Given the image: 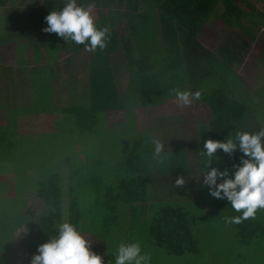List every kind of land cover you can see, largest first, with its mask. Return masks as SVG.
<instances>
[{"label": "rangeland", "instance_id": "obj_1", "mask_svg": "<svg viewBox=\"0 0 264 264\" xmlns=\"http://www.w3.org/2000/svg\"><path fill=\"white\" fill-rule=\"evenodd\" d=\"M76 3L80 5V1ZM91 3L94 5L93 9H105L109 5V0H91ZM11 4L25 8L26 3L24 4L22 0H12ZM254 4L264 13V4L259 2ZM51 5L62 8L65 4H60L58 0L48 1V12ZM146 10L149 12H146L145 16H151L152 24L143 31L145 39L141 49L148 51L152 61H157L158 54L154 47L157 42L155 39L157 28L158 30L160 28L157 23L158 14L153 9V11ZM138 20L144 21L142 18ZM143 25L141 23V26ZM241 25L247 32L256 33L257 39L243 55L242 65L238 69L239 77L233 70L224 72L225 77L210 75L202 87L206 93L203 98L185 108L176 106L177 110L179 109L177 112L172 109L173 105L144 108L145 115L141 130L137 128L135 115L131 114L133 110L131 106L141 102L174 103L173 89L163 96L159 92H153V96L143 97L135 91L139 85L137 79L131 94L132 100L124 103L123 107H126V111L122 113L123 115H116L115 109L102 112L98 108L89 106L87 108L85 105L82 106L81 113L71 115L65 123L62 119L66 114L56 110L57 107H53L51 100L47 104L48 129L41 131L42 140L46 141L47 145L39 151H31L40 134L38 125H20L19 132L22 137L19 147L10 145L16 143L14 136L5 137L4 131L7 127L0 128L3 137L0 139V155L6 160L0 163L4 166L0 171V183L4 187L0 194V252H9L13 245L12 233L19 224L17 221L14 222L18 208L25 206L20 223L26 231L29 230L32 218L38 219L40 225L44 224L43 217L54 206L37 197L36 189L41 182L47 183L50 177L56 174L60 178L62 189V192L58 193L61 196L64 222H68L72 201L77 199L83 218L77 230L82 235L89 233L94 235V238L88 240L96 239L100 244H105L103 250L107 253L104 259L106 262L114 260L113 254L119 244L126 243L127 234V243L139 242L142 250L150 255L149 264H264V236L256 238L250 245L240 244L237 235L238 223H225V218L240 216L241 213L236 212L226 199L211 196L202 181L205 158L201 152L203 142L210 138L201 134L203 128L201 124L210 122L225 128L235 124L232 119L209 120L213 112V101L208 100V95L222 97L234 94L243 103L246 112L257 116L264 125V20L255 19L249 13L243 16ZM229 31L230 29L224 26L215 13L201 31L199 40L203 45L214 50L226 38ZM11 33L12 28L5 21H0L2 44L0 55L7 52L8 48L15 47L13 39L6 40ZM16 33L17 31L13 35ZM138 41L140 43V36ZM49 42L50 45L54 43L50 39ZM135 54L138 56L137 51ZM1 58L0 62H2ZM75 73L74 68L70 69L68 77L70 96L75 95L76 92ZM187 74L186 70L180 71L177 76L179 82L177 85L180 87L174 89L191 90L188 80L186 81ZM106 82L110 86L108 79ZM128 82L129 78L124 73L121 83L126 86ZM169 83L170 79L166 84ZM61 86L65 88L64 84ZM84 93L82 90L81 95ZM87 95L85 100L81 99L83 104L90 102V95ZM106 102L114 104L118 100L112 98L107 99ZM65 103L63 105L66 106ZM0 105H6L3 99H0ZM151 109L154 112L159 109V113L153 114ZM200 110H203L201 117L196 114ZM113 118H117V121H112ZM182 124L193 126L184 129L180 127ZM238 131L242 129L236 126L219 141L223 142L229 137L234 139ZM154 139L164 145L159 156L154 155ZM29 153L37 155L38 158H34L36 161H15L12 156V154L18 156ZM229 155L217 150L208 165V170L214 167L219 171L227 170L230 174L234 173V165L239 164L232 162ZM180 176L184 177L185 184L176 186L175 180ZM135 178L147 179L148 182L144 197L149 204H152V208L147 216L137 215L133 203L129 205L122 198V192L125 199L129 198L128 189L124 190L122 183L124 180L132 181ZM12 188L14 193L10 192ZM49 193H57V191L53 188ZM170 204L182 205L189 213L192 232L198 241V253L173 255L152 243L148 233L152 214ZM30 205L37 207L33 217L26 212L27 206ZM13 207H15L14 211ZM253 219L259 220L264 225V210L257 209ZM0 264H8V259L0 257Z\"/></svg>", "mask_w": 264, "mask_h": 264}, {"label": "trees", "instance_id": "obj_2", "mask_svg": "<svg viewBox=\"0 0 264 264\" xmlns=\"http://www.w3.org/2000/svg\"><path fill=\"white\" fill-rule=\"evenodd\" d=\"M113 1L109 5H112ZM11 2L12 0H0V13L3 12V21L12 28V33L6 37V39L9 37V40L15 39V36L18 35L16 33L13 36V24L9 21L12 17H9V15L15 10L20 11L19 7L13 6ZM58 2L65 4L66 0H58ZM144 2L145 10H154L158 13L157 23L160 26L158 30L160 37L156 35V38L159 37L162 44V49L157 52L158 60L152 61L151 55L148 54H144L145 57H139V55L135 54V46L139 44V36H144L143 31L148 29L146 27L152 24L150 21L151 16L142 15L140 18L143 17L144 25H140L138 30L133 33V36L129 37L125 33H120L119 29H117L119 21H123L118 15L116 18L117 23H113L108 29L105 47L91 51L92 54L102 51V54L97 53L92 56L93 65L90 67L92 70L89 84L85 85V87L81 85V89L85 93L80 94L78 104L71 106L65 102H56L57 108L53 105L56 110H61L66 114L64 116V123L66 120H69L71 115L81 113L82 106L85 105L87 108L88 106L98 108L102 112L123 107L125 101L130 102L132 100L131 94L134 90L135 77H140L143 80V83H139L135 90L137 94H141L143 97L145 95L153 96L154 89H157L160 95H164L167 94L164 89L170 91L176 87H180L177 85L179 84L177 76L180 74V71L186 70L188 71L187 80L191 90L193 92L200 91V98H203L206 93H204L202 87L210 75L225 77L224 72L233 70L235 75L239 77L238 66L243 61V55L246 54V50L257 39L256 33L247 32L241 25L243 16L250 13L253 18H258L260 21L264 20L263 11L254 4V2L264 4V0H144ZM141 4V0H121L120 3L127 10V16L129 17L127 19L131 24V29L134 31L138 19L134 16L131 17V14L139 11ZM81 5L86 6L83 2H81ZM52 7L53 5L49 9L54 11L55 8ZM46 10L47 7L34 5L28 11L34 16L35 20L40 16V13L44 14ZM103 10L105 9L97 8L92 10L98 28H104L101 23L102 18L100 20V16L102 15L100 12H104ZM146 12L149 11L146 10L145 14ZM18 13L16 12V15ZM215 13L218 14V18L230 31L222 43L211 51L201 44L198 37L204 25ZM1 18L2 16H0ZM41 20L42 18H40V22ZM50 34L53 35L54 33ZM73 47L81 49L85 46L73 42ZM120 49H124L127 52L133 64L130 66V73L132 74L130 88H128L124 98L123 95H120V87L114 78L113 67L110 61V54ZM105 50L106 52L103 54ZM133 54H135V58ZM107 79L110 81V86L106 82ZM168 79H170V83L166 84ZM139 86L142 88L141 91L139 90ZM82 90L80 91L82 92ZM87 94L90 95V102L83 104L81 99L85 100L88 96ZM208 96L214 99L215 115L217 117L234 118L235 126H231L230 129L218 127L213 130L205 129L203 136L219 141L225 138L228 132L236 126L241 127L242 131L250 133L259 131L264 127L257 116L246 112L245 106L234 94L222 97ZM10 98L12 100L14 97L11 96ZM112 98L117 99L118 102L114 104L106 102L107 99ZM46 100L48 104L52 99L49 97ZM64 103L66 106L63 105ZM135 104H145V102ZM241 157L242 153L238 149L229 155L232 162H237L238 164H241ZM147 186V179L135 178L132 181L124 180L122 188L124 190L128 189L127 194L129 198L125 199L123 197L124 192H122L123 200L129 205L138 202L148 203L149 201H146L144 197L148 189ZM53 188L56 189L57 193H49ZM36 191L40 198L50 202L54 206L53 211L43 218L42 232L48 241L57 235V227L63 221L61 196L58 193L62 192L59 176L54 174L47 183L41 182ZM75 201H72L70 207L69 223L78 229L82 224L83 218L78 200L76 199ZM238 225L237 235L242 245H250L256 238L264 236V225L259 220L253 219V217L241 220ZM148 233L153 244L164 248L170 254L182 256L199 252L198 241L192 232L189 213L180 205H165L160 210L154 212L148 224Z\"/></svg>", "mask_w": 264, "mask_h": 264}, {"label": "crops", "instance_id": "obj_3", "mask_svg": "<svg viewBox=\"0 0 264 264\" xmlns=\"http://www.w3.org/2000/svg\"><path fill=\"white\" fill-rule=\"evenodd\" d=\"M22 1L24 4L26 3L25 8H20L18 6L20 11L17 10L15 11L19 13L16 15V12L14 11L9 15V17H12V19L9 21L13 24V34L16 31L18 34L17 37L13 39L15 41V47L8 48L7 52L2 53V55H0V57H2L1 58L2 62H0V99H3L4 103H6L5 106L0 105V128L7 127V130L4 131L5 137L9 135L14 136L16 138V143H10V145L11 146L16 145V147H19V142L21 141V137H22V135L19 132L20 125L21 124L38 125L37 129L40 130V134L38 139L35 141V143L32 146V148H34L32 151L34 150L39 151L43 146L47 145L46 141L42 140V133H41L43 129H48L47 127L48 111H47L46 98L48 99L49 97H51L53 101V105H55L56 102L57 103L67 102V104L71 106L78 104L81 94L80 92L82 87L81 85L85 87V85L89 84L91 70H92L90 67L93 65L92 56L97 53L102 54V51H98L97 53L95 52L94 54H92L91 51L87 50L85 47L81 49L74 48L73 42L71 40L65 41L62 37H59L56 33L51 35L50 33L48 34L47 32L43 31V29L47 27L44 18L49 12L52 11V9H49L48 12V0H22ZM76 1L78 3L80 1V5L81 2H83L84 5H86L85 7H87V5L91 3V0H76ZM111 1L112 0H109V4ZM120 3L121 0H114L112 5H108V7L105 8V10H103L104 12H100L102 13V15L100 16V20L102 18L101 20L102 27H107L109 29V27L113 23H117L116 18L119 15L120 16L119 18H122L123 21H119V26L117 27V29H119L120 33H125L126 36L131 37L133 36V33L138 30V27L141 25V23L143 24L144 21L140 22L138 20L135 26V31L132 30L131 24L127 19L129 18L127 16V10L124 9V5H120ZM141 3L142 4L140 10L133 12L131 14L132 15L131 17L134 16L135 18L139 19L142 15H145L146 10L144 9L145 7L144 0L143 1L141 0ZM34 5L47 7V10L44 11V14L40 13L39 17L42 18L41 22L39 17L34 20V16L28 11L29 8ZM60 9L61 7L55 8L54 11H59ZM0 16H2L0 21L4 20L3 12L0 13ZM205 25H207V23ZM204 27L202 30H204ZM157 36L160 37V34L158 32H157ZM159 37L158 38L155 37L157 42L155 43L154 48L157 52L158 50L162 49V44L161 41L159 40ZM49 39L54 42L52 45H50ZM140 39H141L140 43L135 46L138 55L140 57L144 56V54L150 55L147 50L141 49V45H144L143 44L144 36L141 35ZM198 39L200 38L198 37ZM6 40L8 41L9 37ZM1 46L2 44L0 43V48ZM206 48L212 51V49L208 47ZM105 52L106 50L104 51L103 54H105ZM6 57H10V58L7 59ZM110 61L113 67L114 78L116 79V82L120 87L119 90L120 95L124 96L125 93L128 91V88H130V83L132 79V74L130 73V66L133 65L131 62L132 60L130 59L129 55H127V52L124 51V49H120L115 53L110 54ZM241 65L242 63L238 66V69ZM73 68L76 70L75 73L76 84H74L75 85L74 90H76V92L75 95L70 96L68 92L71 89L69 88L70 83L68 82L69 81L68 77H69L70 69ZM124 73H126L127 77L129 78V82L126 86H124L121 83V78ZM135 78L136 80L138 79V83L140 84L143 83L142 78L140 77H135ZM244 83L246 82L244 81ZM61 84H64L65 88H63ZM139 90L141 91L142 88L140 87ZM154 91L158 92L157 89H154ZM164 91L167 94L169 93V91L165 89ZM11 96L14 97L12 100L10 98ZM161 96L163 95L161 94ZM208 100L213 101V105H212L213 112L212 115L209 117V120L213 119L215 121L216 119H224V120L232 119L233 121H235L234 118L217 117L215 115L214 99L208 98ZM157 105L159 106L173 105L172 109H175L174 112L179 111V109L177 110L176 105L170 102L169 103L157 102L155 104L154 103L135 104L131 106L133 107L131 114L135 115L137 128L139 130H141L143 115H145V111L143 109L155 107V106L157 107ZM125 108L126 107L115 109L116 110L115 114L123 115L122 113H125L126 111ZM207 110L209 109L207 108ZM151 113L157 114L159 113V109H157L156 112H154L153 109H151ZM196 114L199 117H201V114H203V110H200ZM117 118L121 120L120 117ZM117 118H113L112 121H117L116 120ZM64 119L65 118L62 119V122H64ZM62 122H58V123H62ZM201 125L204 126L201 130L202 135L205 129L213 130L214 128L217 127L223 129L225 128V127H220L219 125H214L210 122L202 123ZM188 126L189 125H185V124L180 125V127H184V129H186ZM231 126L229 128H231ZM229 128H225V129H229ZM2 138L3 137L0 134V139ZM12 156L14 157L15 161H21V162H24L25 160L36 161L35 159L38 158L36 154H30V153L27 155L20 154L18 156L12 154ZM5 161L6 160L3 159V156L0 155V163H4ZM3 167H4L3 165H0V171L1 169H3ZM0 190H1L0 191L1 194V192L4 190V187L1 183H0ZM10 192L14 193V188H12ZM37 197L40 198V196L38 195ZM141 204L142 203L140 202L133 203L132 205H134L133 206L134 211L138 212L137 215L147 216L148 211L151 210L152 208L151 206L152 204L151 205L147 203H143L142 205ZM182 207L185 208L184 206ZM36 208L37 207H34L33 205L27 206L26 212L29 213L31 217H33V215L35 216V213L37 212ZM14 210L15 207H13V211ZM50 211H53V209ZM50 211L46 214L47 216L49 215ZM24 212H25V206L24 208H20V209L18 208V214L16 218H14V222L17 221L19 222V224H17V227L13 230L12 233L13 245L10 251L6 253L0 252V257L7 258L8 264H31L32 257L34 254L37 253L38 246L47 242L46 240L47 237L44 236L42 232V225H40L38 219L36 220L32 218V222L31 225L28 227L29 229L28 231H26L25 228L21 225L20 222L22 221V216ZM68 222H69V218H68ZM130 224L132 225V220L130 221ZM82 236L90 243L92 250H94L97 254H100L104 259L106 258L107 253L104 252L103 250V247H105L104 243L100 244L99 240L96 239L88 240L94 238V235H91L90 233ZM125 242L127 243V234L125 236Z\"/></svg>", "mask_w": 264, "mask_h": 264}, {"label": "clouds", "instance_id": "obj_4", "mask_svg": "<svg viewBox=\"0 0 264 264\" xmlns=\"http://www.w3.org/2000/svg\"><path fill=\"white\" fill-rule=\"evenodd\" d=\"M93 4L78 5L76 0H66L59 11L49 12L44 20L47 27L43 31L56 33L65 41L83 44L89 51L103 49L108 36V28H98L92 13ZM174 103L185 108L200 99V91L173 89ZM154 155L159 156L164 145L153 140ZM242 153L241 164L234 165L235 171L216 168L208 170L217 150L231 154L234 150ZM201 155L205 158L202 172L203 186L214 198L226 199L240 216L226 217L225 223H240L256 215L257 209L264 210V127L259 131H238L235 138L225 141L208 139L203 142ZM219 181V182H218ZM183 176L177 177L176 186H183ZM114 260L106 264H149L150 255L142 250L139 242L121 243L117 247ZM31 264H105L104 258L92 250L90 243L77 228L63 222L57 227V235L38 246Z\"/></svg>", "mask_w": 264, "mask_h": 264}]
</instances>
